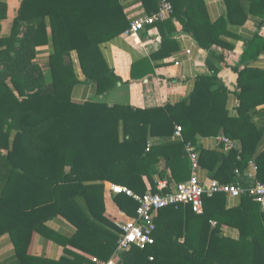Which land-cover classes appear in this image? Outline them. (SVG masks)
<instances>
[{
  "label": "trees",
  "instance_id": "1",
  "mask_svg": "<svg viewBox=\"0 0 264 264\" xmlns=\"http://www.w3.org/2000/svg\"><path fill=\"white\" fill-rule=\"evenodd\" d=\"M162 1L140 0L149 15L158 11ZM165 1L172 4L174 13L152 26L166 27L168 32L161 30L162 48L151 59L164 57L173 42L174 20L200 48L209 51L215 45L234 50L240 39L234 29L251 16L260 20L259 29L264 26V0H224L229 25L224 18L210 19L205 0ZM7 17L8 4L0 0V22ZM130 25L121 0H22L10 35L0 37V159L6 188L33 200L31 206L18 205L24 210L25 223H0V236L10 235L19 264H92L94 257L110 260L120 229L105 216L100 202L104 183L144 195L157 193L154 175L167 179L169 189L174 183L187 182L192 170L185 145L195 144L200 137L223 132L241 143L240 150L199 152L200 165L209 170L212 180L234 184L238 181L235 170L244 171L253 161L264 183V125L253 121L254 116L264 114V68L248 66L264 52V37L257 33L246 42L241 56L246 66L233 69L238 76L236 116L225 114L230 93L216 74L199 77L191 95L174 106L139 109L74 102L72 92L79 81L71 54L77 53L86 82L103 96L119 79L101 47ZM46 45L51 48L49 84L37 62L38 48ZM150 64V59L137 63L133 78L154 74ZM177 127H182L183 141H172ZM150 139L164 143L148 148ZM163 160L166 170L160 172L157 165ZM227 200L224 194L204 197L202 215L190 206L162 209L156 219L155 244L132 248L123 254L121 264H264L262 204L242 196L236 207L228 209ZM113 201L128 220L136 217L138 204L132 198L120 194ZM1 205L10 209V201L0 200ZM56 216L75 226L76 234L66 244L77 252L66 250L72 259L58 261L29 255L33 234L47 231L46 223ZM222 225L238 230L239 238L222 237Z\"/></svg>",
  "mask_w": 264,
  "mask_h": 264
},
{
  "label": "crops",
  "instance_id": "2",
  "mask_svg": "<svg viewBox=\"0 0 264 264\" xmlns=\"http://www.w3.org/2000/svg\"><path fill=\"white\" fill-rule=\"evenodd\" d=\"M3 1L8 4V17L0 22V37L10 35L13 21L18 16L22 2V0ZM121 2L131 22L142 15H149L142 7L140 0H121ZM205 5L212 21L224 18L228 24V10L224 0H205ZM259 23L258 18L251 16L246 24L234 29V32L240 36V39L235 43L234 50L215 45L209 51L200 48L192 36L182 30L181 24L174 20L176 33L173 42L163 52L164 57L159 56L156 59H151V56L161 50L163 42L161 30L164 29V32L167 33L168 29L166 27L161 30L157 27H149L137 37L128 36L125 32L101 47L107 65L119 79L117 86L103 96H98L96 87L92 83L86 82L78 55L73 52L69 60L73 63L79 81L72 92L73 101L76 103L94 101L109 106L124 105L139 109L174 106L191 95L199 77L216 74L230 93V101L225 114L236 116L238 76L233 69L239 67L242 70L246 66L245 63H241V56L246 49V42L251 40L257 33L264 37V26L259 29ZM37 51V62L44 70L46 82L49 84L52 81L49 70L51 48L46 45L38 48ZM143 59H150L154 74L145 78L134 79L133 67ZM248 66L263 69L264 52L260 55L258 61ZM139 73L141 74V72ZM253 121L264 125V114L260 113L254 116ZM223 135L225 136L221 132L216 137H200L194 145L199 152L201 150L220 152L218 138ZM234 142L238 143L241 149V143L239 141ZM161 143H164L163 139H150L149 141L151 146ZM261 150H264V144L261 145ZM2 155L5 157L6 152H2ZM2 164L0 159V200L10 201V209L6 210L4 205L0 206V223L10 225L25 223L22 218L24 210H19L18 205L24 203L26 207L31 206L33 200L30 196L22 195L17 190L6 188L5 171ZM157 169L160 172L166 170L164 160L157 165ZM246 169L247 167L244 171ZM197 175L200 182L211 179L209 170L201 165ZM144 180L146 185L151 187L150 181L147 178H144ZM152 180L158 191L160 183L167 179L162 180L158 175H154ZM112 185L116 184L104 183L103 195L99 199L106 209L105 216L116 225V223L126 222L128 219L121 214L113 201L115 195L110 191ZM238 203L239 199L227 200V208H234ZM261 212L264 213V204L261 205ZM46 228L47 231L45 230L44 233L33 234L29 255L52 261H58L63 257L72 259L66 252L76 253L77 250L66 243L76 234L75 226L64 217L56 216L48 220ZM220 234L226 238H239L238 230L228 225L220 226ZM65 245L67 246L65 247ZM0 264H19L16 249L9 234L0 236Z\"/></svg>",
  "mask_w": 264,
  "mask_h": 264
},
{
  "label": "built area",
  "instance_id": "3",
  "mask_svg": "<svg viewBox=\"0 0 264 264\" xmlns=\"http://www.w3.org/2000/svg\"><path fill=\"white\" fill-rule=\"evenodd\" d=\"M173 13L172 4L163 0L156 13L142 15L133 20L130 28L126 31V35L137 37L147 28L169 19ZM182 132V127H177L172 136V141H183ZM150 147L151 145L148 144V148ZM218 149L228 152L231 149L240 150V146L223 135L218 138ZM185 152L192 170L191 177L187 182L174 183L169 189L168 180H166L160 183L157 193L147 192L144 195L137 194L125 186L112 185L110 187V191L114 195H126L138 204L137 215L133 220L116 223L120 229V235L117 248L111 259L103 261L94 257L92 264H121L123 254L132 248L145 249L154 245L156 219L159 212L164 208H178L181 205L190 206L194 213L202 215L204 213V197H213L217 194H224L228 200L248 196L255 202L264 204V183L258 179L259 167L255 162H250L246 171L235 170L238 181L234 184H222L212 179L200 182L197 175L200 169L199 151L194 144L187 143ZM211 224L213 227L217 226L216 222H211Z\"/></svg>",
  "mask_w": 264,
  "mask_h": 264
}]
</instances>
